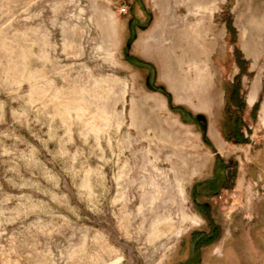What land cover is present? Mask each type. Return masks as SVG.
Instances as JSON below:
<instances>
[{
    "label": "rangeland",
    "instance_id": "rangeland-1",
    "mask_svg": "<svg viewBox=\"0 0 264 264\" xmlns=\"http://www.w3.org/2000/svg\"><path fill=\"white\" fill-rule=\"evenodd\" d=\"M210 222L199 264H264V0H0V264H182Z\"/></svg>",
    "mask_w": 264,
    "mask_h": 264
},
{
    "label": "trees",
    "instance_id": "trees-1",
    "mask_svg": "<svg viewBox=\"0 0 264 264\" xmlns=\"http://www.w3.org/2000/svg\"><path fill=\"white\" fill-rule=\"evenodd\" d=\"M131 39L128 40V43ZM237 80L232 83L227 82L224 91L225 106L227 109V119L231 124V128L225 135L227 140L238 143L247 142V138L243 136L241 132L242 123V112H243V102L239 99ZM168 95V94H167ZM197 121H201L203 116H194ZM202 130L205 129V125L202 123ZM205 139V135H203ZM206 140V139H205ZM236 172L235 162L229 160L225 162L222 158L217 157L214 164L213 176L209 180L197 183L193 185V192L196 190L197 186H204L210 195L217 194L221 189L229 188L234 180ZM207 204H205L206 206ZM204 208V206H203ZM209 231L206 232H194L191 236L194 237V250L196 254L194 257L189 258L182 264H199L198 249L201 246L207 245L218 239L220 231L217 225L209 223Z\"/></svg>",
    "mask_w": 264,
    "mask_h": 264
}]
</instances>
